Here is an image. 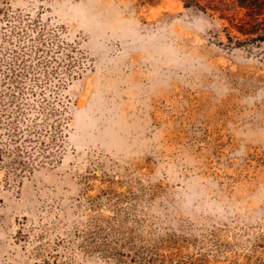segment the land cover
<instances>
[{"label":"rangeland","instance_id":"374dc122","mask_svg":"<svg viewBox=\"0 0 264 264\" xmlns=\"http://www.w3.org/2000/svg\"><path fill=\"white\" fill-rule=\"evenodd\" d=\"M0 264H264V40L184 0H0Z\"/></svg>","mask_w":264,"mask_h":264},{"label":"trees","instance_id":"16d2710c","mask_svg":"<svg viewBox=\"0 0 264 264\" xmlns=\"http://www.w3.org/2000/svg\"><path fill=\"white\" fill-rule=\"evenodd\" d=\"M186 6L218 12L249 40H264V0H184Z\"/></svg>","mask_w":264,"mask_h":264}]
</instances>
